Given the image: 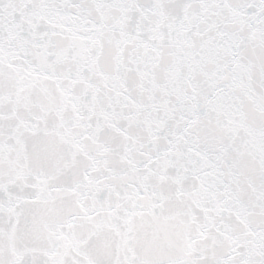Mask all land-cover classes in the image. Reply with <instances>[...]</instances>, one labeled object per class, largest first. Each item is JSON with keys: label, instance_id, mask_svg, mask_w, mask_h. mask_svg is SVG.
Instances as JSON below:
<instances>
[{"label": "snow or ice", "instance_id": "obj_1", "mask_svg": "<svg viewBox=\"0 0 264 264\" xmlns=\"http://www.w3.org/2000/svg\"><path fill=\"white\" fill-rule=\"evenodd\" d=\"M0 264H264V0H0Z\"/></svg>", "mask_w": 264, "mask_h": 264}]
</instances>
